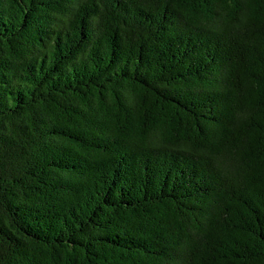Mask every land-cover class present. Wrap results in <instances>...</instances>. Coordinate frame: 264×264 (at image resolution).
Listing matches in <instances>:
<instances>
[{
  "label": "trees",
  "instance_id": "1",
  "mask_svg": "<svg viewBox=\"0 0 264 264\" xmlns=\"http://www.w3.org/2000/svg\"><path fill=\"white\" fill-rule=\"evenodd\" d=\"M0 264H264V0H0Z\"/></svg>",
  "mask_w": 264,
  "mask_h": 264
}]
</instances>
